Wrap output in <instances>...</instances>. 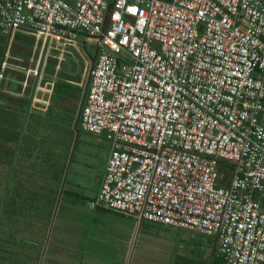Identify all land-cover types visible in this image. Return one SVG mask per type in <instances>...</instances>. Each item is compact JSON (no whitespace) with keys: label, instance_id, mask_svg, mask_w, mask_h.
I'll return each instance as SVG.
<instances>
[{"label":"built area","instance_id":"2783aa9c","mask_svg":"<svg viewBox=\"0 0 264 264\" xmlns=\"http://www.w3.org/2000/svg\"><path fill=\"white\" fill-rule=\"evenodd\" d=\"M18 29L97 40L80 125L111 151L93 209L264 264V0H0V35Z\"/></svg>","mask_w":264,"mask_h":264},{"label":"rangeland","instance_id":"374dc122","mask_svg":"<svg viewBox=\"0 0 264 264\" xmlns=\"http://www.w3.org/2000/svg\"><path fill=\"white\" fill-rule=\"evenodd\" d=\"M96 44V38L89 37L88 40L85 41V38L81 36L78 41V49L86 58H88V60H92L95 55L94 48ZM74 52L76 54L78 53L77 50H74ZM83 105H81L80 108H82ZM28 111L33 112L30 109L27 110V112ZM78 113L79 111L76 115V132H72L69 128L67 132V142L64 137H61L60 142L55 141V144H61L60 146L56 147L54 146V143L52 144V147L54 146L53 153L55 154V165L52 169L57 171L62 170V172H64L62 182L63 189L61 192L67 190L70 193L80 194L86 197L87 200H93L97 196L106 175V165L111 151V144L107 141L106 135L95 137L86 133L81 128L80 115ZM26 119L27 117L25 115L19 123L24 126L25 124L26 126H29ZM37 124L38 120L32 125L36 127ZM22 125L21 127H24ZM33 126L31 127L33 128ZM62 133H64V131H62ZM72 133H74V135H72ZM59 139L60 137L57 140ZM55 147L61 149V165ZM63 158H67V166L64 165L65 161ZM14 159H17V161L11 162L10 165L8 164L9 169L1 173L0 176V237H3V240H9L8 238H14L15 235V239L18 240L32 239L40 242L44 235L46 240L45 252L42 256L41 263L39 264L76 263L77 260H73L72 251H81L82 246L75 243H72L73 245L70 246L65 243V241L68 240H65L64 243H59L57 240V243H54L52 247L47 250V245L52 236L51 229L46 230L40 225H36L35 228H32L33 230L29 229L27 212H23L25 207L22 204L24 203L17 204L18 206L13 204L14 201L19 199L15 195L11 197L12 194H17L22 198L25 197L23 195H26V197L30 199V206L32 208L37 211V209L41 207V210L43 211V216L42 214H36V212L31 214L33 215V220H38V223L39 221L46 222V218L50 215V205L46 202L48 196L44 193L40 198H37L38 195L35 193L36 191L41 193L45 190V192H48L49 189L47 187L46 189H40V187H36L32 182L31 184L28 183V185L30 184L29 186H34L33 188H27L26 184H21L23 182L20 181V177L25 174V171L22 172L23 169L20 168L22 164L18 163L19 158L15 156L13 160ZM219 167L222 169L223 178H232V173L235 169L233 165L229 163L223 164L221 162ZM54 170L52 174V184L55 182V177L58 178L62 175L60 173L56 174V171ZM19 173L22 175H18ZM25 176L28 175L25 174ZM28 177L32 178L30 175ZM21 185L25 186L21 187ZM69 194L67 195V198ZM82 203L86 205V202ZM80 207L81 206L75 208L74 202H72L70 206V211L72 213L67 214L66 217L62 216L58 218L57 228L58 231H60L62 227V230L65 231L70 226L76 225V230L73 231V233L76 234L73 242L77 243H79L81 232L86 231L93 236H96L101 232L103 246L95 248L100 253L97 254L95 251H92L91 256H84V260L87 264L220 263V260L215 255V252L218 250L219 241L214 237L172 227L164 226L162 228L160 227L162 225H159L156 228L142 227L141 223L145 221H142L136 216H133L136 218L135 222V220H132L129 217L123 216L120 218L116 216V214L111 213L102 214L93 211V213L86 212L83 214L86 208L84 209ZM54 218H56V216ZM24 225L25 227H23ZM21 228L23 230H21ZM18 229L19 231H17ZM28 233H32L33 235L28 236ZM61 235H63V232L61 234H58L57 232L54 238H59ZM65 235L67 236V234ZM62 238L60 239V242H62ZM9 248L14 249L17 252L15 247ZM69 249H71V251ZM101 253L105 256H101Z\"/></svg>","mask_w":264,"mask_h":264},{"label":"crops","instance_id":"0c3cea01","mask_svg":"<svg viewBox=\"0 0 264 264\" xmlns=\"http://www.w3.org/2000/svg\"><path fill=\"white\" fill-rule=\"evenodd\" d=\"M82 37L85 41L88 40V37ZM78 41L75 45L77 49L72 47L63 49L66 46L62 42L58 43L45 36L38 37L26 29H18L8 36L0 35V176L9 169L8 164L17 161L13 160L17 156L18 163L22 164L20 165L22 172L25 171V174L32 176V178L25 174L21 176L20 181L23 182L21 184H26L27 188L34 187L29 186L31 182L40 189L47 187L48 192L45 190L38 193L35 190V193L38 195L37 198L45 193L48 196L46 201L48 205L54 188L53 148L61 145L55 144V141L60 142L61 137H64L67 142L68 129L75 131L76 115L78 111L80 115L82 110L80 106L86 102L90 72L96 61L94 57L88 60L84 56L78 49ZM74 50L78 53L76 54ZM94 52L95 55L98 52L97 44ZM29 109L33 112H27ZM25 115L29 126L19 123ZM37 120L38 124L35 127L32 124ZM56 147L61 165V149ZM63 159L64 165L67 166V158ZM54 171L56 174L63 173L62 170ZM62 189L61 183L60 190ZM64 191L60 192V197ZM13 195L19 199L14 201V205L22 203L31 205L26 195H23L25 196L23 198L17 194H12L11 197ZM89 203L91 207V202ZM30 235L33 234L28 233V236ZM16 250L19 251V248Z\"/></svg>","mask_w":264,"mask_h":264},{"label":"trees","instance_id":"16d2710c","mask_svg":"<svg viewBox=\"0 0 264 264\" xmlns=\"http://www.w3.org/2000/svg\"><path fill=\"white\" fill-rule=\"evenodd\" d=\"M75 132V131H73ZM59 173V172H58ZM63 176H64V172L62 173V175L60 177H55V182L57 183L55 185V182H53V185L56 186L52 189V195H51V201H49V205H50V215L46 218V224L44 225V222H37L35 220H31V218L33 219V215L34 212H36V214H42L43 216V211L41 210V207L37 209V211L32 208L31 206H27V205H23L25 208L23 210L24 213H26V211H28V215H27V221L29 228H35L36 225H40L42 227H44L46 230L51 229V238L49 241V244L47 245V250H49V248L52 247V245L54 243H65L67 245L72 246V243L78 244L79 246H82L81 251H72V257L73 260H77L76 263L74 264H87L84 260V256L88 257V255L91 256V252L95 251L97 254H99L100 252H98L95 248L100 246H103V241L101 240L102 238V234L101 232H99L96 236H93L92 234H89L88 232H81V236L79 239V243L77 242H73L74 236H76L75 233H73L74 230H76L75 226L76 225H72L69 228H67L65 231H63L62 227L61 230L58 231L57 225H58V218L60 217H66L67 214L72 213L70 211V206L72 204V202H74L75 208L81 206L82 208H86V210H84L83 214H85L86 212H92L95 211L96 213H102V214H107V213H111V214H116V216L118 217H129L132 220H135L136 222V218L133 216H127L123 213L120 212H116L110 209H106L104 207H96L95 209H93L92 207H90V203L89 202H93L95 201V199L97 198V196L93 199V200H87L86 197L80 195V194H76V193H70L69 191H64L60 195V187H61V183L63 180ZM70 193V194H69ZM69 194L68 198L67 195ZM60 197V198H59ZM82 202H86V205H84ZM82 203V204H81ZM59 204V206H58ZM70 204V205H69ZM59 207V208H58ZM80 207V208H81ZM30 212V214H29ZM56 216V218H54ZM53 226V227H51ZM141 226H146V227H150V228H156L159 225L157 224H151V223H147V222H142ZM25 227V225L23 226ZM160 227H164V226H160ZM65 229V228H64ZM33 230V229H32ZM19 231V230H17ZM58 232V234H61L63 232V235H61V237H57L54 238L56 233ZM1 234V232H0ZM67 234V236L65 235ZM35 236V235H34ZM37 236V235H36ZM66 236V237H64ZM64 237V238H62ZM15 235L14 238L10 237L8 238L9 240H3V237H0V264H39L41 263L42 260V256L45 252V237L44 235L42 236V239L40 242L34 241L32 239L27 240V239H15ZM62 238V242H60V239ZM58 240V241H57ZM57 241V242H56ZM88 241V242H87ZM87 242V243H86ZM9 247H15V248H19V251H15L13 249H10ZM92 249V250H91ZM71 251V249H69ZM86 250V252H85ZM101 256H105L103 255V253H101ZM89 256V257H90ZM215 264H223V262L220 260V263H215Z\"/></svg>","mask_w":264,"mask_h":264},{"label":"water","instance_id":"95a60500","mask_svg":"<svg viewBox=\"0 0 264 264\" xmlns=\"http://www.w3.org/2000/svg\"><path fill=\"white\" fill-rule=\"evenodd\" d=\"M96 57H97V53H96V55L94 56V59H96Z\"/></svg>","mask_w":264,"mask_h":264}]
</instances>
